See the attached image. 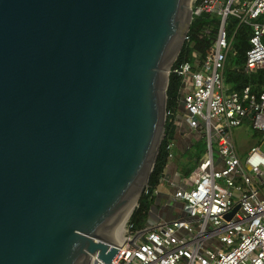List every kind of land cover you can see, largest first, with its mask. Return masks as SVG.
I'll return each instance as SVG.
<instances>
[{
  "label": "water",
  "instance_id": "1",
  "mask_svg": "<svg viewBox=\"0 0 264 264\" xmlns=\"http://www.w3.org/2000/svg\"><path fill=\"white\" fill-rule=\"evenodd\" d=\"M191 2L0 0V264H111Z\"/></svg>",
  "mask_w": 264,
  "mask_h": 264
},
{
  "label": "built area",
  "instance_id": "2",
  "mask_svg": "<svg viewBox=\"0 0 264 264\" xmlns=\"http://www.w3.org/2000/svg\"><path fill=\"white\" fill-rule=\"evenodd\" d=\"M193 4L192 17L207 13L218 16L220 23L213 45L203 57L193 53L192 63L170 69L169 74L181 83L182 110L173 123L203 137L207 154L174 186L172 198L180 202L182 216L159 220L153 226L147 223L136 232L127 221L124 244L117 248L111 264H264V91L252 93L250 87L229 91L223 77L233 38L243 25L250 37L242 70L248 74L264 71V0ZM228 17L237 20L231 38L226 30ZM247 121L259 135L260 144L242 156L233 130ZM173 147L167 146L169 159ZM137 233L140 235L130 244Z\"/></svg>",
  "mask_w": 264,
  "mask_h": 264
},
{
  "label": "trees",
  "instance_id": "3",
  "mask_svg": "<svg viewBox=\"0 0 264 264\" xmlns=\"http://www.w3.org/2000/svg\"><path fill=\"white\" fill-rule=\"evenodd\" d=\"M201 1L202 0H195L193 6H196ZM227 22V35L228 38H231L237 20L228 17ZM219 23L220 18L216 15L202 13L199 16H193L187 39L185 40L173 67L184 62L192 63L193 53L199 55V58L203 57L205 52L213 45ZM206 29L210 31L209 34L204 33ZM249 37L250 32L248 27L244 25L240 26L232 41V51L228 53L223 77L225 86L229 91L239 92L244 87H250L252 93L258 94L264 91V71L248 74L242 70L245 52L249 48ZM180 87V79L173 73H170L166 91V113L168 115L166 116L164 139L160 145L156 162L150 174L147 186L144 189L136 208L128 219V225L134 232L144 229L149 221V216L152 210L158 209V199L154 193L160 179L164 175L166 166L171 161V159L168 158L167 146L169 144H174L179 136L178 128L175 127L173 122L174 119L180 115L182 110V105L179 101ZM188 150L189 146L183 153L188 152ZM202 159V156H199L193 166L196 167ZM177 168L180 170L181 177L183 178L188 177L193 170V168L186 167L182 164L177 166Z\"/></svg>",
  "mask_w": 264,
  "mask_h": 264
},
{
  "label": "rangeland",
  "instance_id": "4",
  "mask_svg": "<svg viewBox=\"0 0 264 264\" xmlns=\"http://www.w3.org/2000/svg\"><path fill=\"white\" fill-rule=\"evenodd\" d=\"M194 3V0L191 2V6ZM185 95V93H184ZM185 135L188 138V146L189 150L186 153H183L177 146L176 142L174 143L173 147V158L171 159L170 163L174 164L176 166H179L180 164L185 165L186 167L193 168L194 163L196 159L199 156H202V158H205L207 154V148H206V141L203 137L195 134L193 131L190 133V130L185 127ZM259 135H256L253 133L251 127H250V121H247L243 123L240 127L233 130V139L235 141V144L238 148L239 153L244 156L248 150L252 146H259ZM261 151L264 153V144L261 146ZM202 154V155H201ZM214 157L217 158L215 148H214ZM181 169V168H180ZM180 173V170H179ZM167 191H170L171 188H167ZM175 201V200H174ZM170 203L171 201L169 199H160V203H158V209L153 210L155 214L159 213L160 207L162 205H167V203ZM173 207L174 208V217L182 216V210L178 206L179 201H176ZM157 212V213H156ZM159 219L154 215L152 212L149 216L148 224L149 226L155 225Z\"/></svg>",
  "mask_w": 264,
  "mask_h": 264
},
{
  "label": "crops",
  "instance_id": "5",
  "mask_svg": "<svg viewBox=\"0 0 264 264\" xmlns=\"http://www.w3.org/2000/svg\"><path fill=\"white\" fill-rule=\"evenodd\" d=\"M179 117V116H178ZM185 126H183L182 128L178 129L179 132V136L177 137L176 140V146L182 151L184 152V150L188 147V138L185 135ZM181 178V174L179 173V170L177 168L176 165L171 164L170 162L168 163V165L166 166L165 172L163 177L161 178L156 190H155V196L158 199V203H160V199H169L171 202L167 203V205H162L160 207V211L159 213L155 214V212L152 210V213L154 215H156V217L159 220H163V221H171L174 219H177L181 216L178 217H174L173 216V207L176 201L173 200L172 198V193L174 190V186L179 184V179ZM166 187L171 188L170 191H167ZM178 206L181 207L180 202L178 203Z\"/></svg>",
  "mask_w": 264,
  "mask_h": 264
},
{
  "label": "bare ground",
  "instance_id": "6",
  "mask_svg": "<svg viewBox=\"0 0 264 264\" xmlns=\"http://www.w3.org/2000/svg\"><path fill=\"white\" fill-rule=\"evenodd\" d=\"M128 219V218H127ZM127 219L126 221L123 223V225L121 226L120 230L118 231V234H117V237L113 238L114 242H117V243H120L122 241V234H123V231H124V226L127 222ZM94 260L96 261L95 264L97 263V260L94 258Z\"/></svg>",
  "mask_w": 264,
  "mask_h": 264
}]
</instances>
